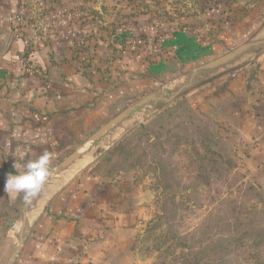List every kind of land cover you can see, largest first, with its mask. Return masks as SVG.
Here are the masks:
<instances>
[{"label": "rangeland", "instance_id": "obj_1", "mask_svg": "<svg viewBox=\"0 0 264 264\" xmlns=\"http://www.w3.org/2000/svg\"><path fill=\"white\" fill-rule=\"evenodd\" d=\"M263 12L261 0H0V28L22 40L27 52L69 44L82 72L88 70L91 47L105 50V76L123 55L151 50L161 56L157 50L180 38L188 20L205 34L231 31L230 43L215 37L219 44L215 50L195 42L194 48L189 45V51L181 54L185 64L179 73L153 86L150 94L170 83V88L176 86L197 67L251 40L264 25ZM179 46L182 52L184 47ZM259 57L250 54L237 71ZM191 93L162 108L151 106L147 119L86 168L99 161L104 177L134 173L139 185L151 191L150 204L135 212L136 264H264L260 174L242 162L237 142L227 141L226 132L193 107ZM125 105H116L87 138ZM63 150L68 151L49 164V171L73 151Z\"/></svg>", "mask_w": 264, "mask_h": 264}, {"label": "crops", "instance_id": "obj_2", "mask_svg": "<svg viewBox=\"0 0 264 264\" xmlns=\"http://www.w3.org/2000/svg\"><path fill=\"white\" fill-rule=\"evenodd\" d=\"M188 21L180 38L157 50L161 56L151 50L123 55L107 76L102 73L105 50L91 47L88 70L82 72L69 44L27 52L25 43L7 32L0 51V264L14 247L16 220L25 203L23 194L10 198L5 192L8 174L24 171L28 161L45 153L51 164L68 151L63 149L77 148L116 105L128 107L175 77L185 64L181 54L194 42L215 50V37L232 41L228 29L209 35ZM189 98L226 132L227 141L237 142L238 156L259 172L264 184V53L249 67L192 90ZM150 202L151 191L139 185L134 173L104 177L97 162L58 188L43 206L39 200L29 214L30 230L15 264H136L135 212Z\"/></svg>", "mask_w": 264, "mask_h": 264}, {"label": "water", "instance_id": "obj_3", "mask_svg": "<svg viewBox=\"0 0 264 264\" xmlns=\"http://www.w3.org/2000/svg\"><path fill=\"white\" fill-rule=\"evenodd\" d=\"M264 27V25H263ZM262 27V28H263ZM261 27L256 31L255 35L248 42L240 45L236 49L228 52L227 54L207 62L193 71L189 72L185 78L182 79L179 84L170 88L163 86L158 91H154L147 96L141 98L131 106L124 109L117 114L110 121L101 126L93 134H91L86 140H84L75 150H73L65 159H63L59 165L50 171L49 179L44 187L38 192L30 202L24 203L16 220L17 233L15 236L14 247L9 252L7 258L2 264H15L16 258L25 239L30 230V217L29 214L37 206L39 200L47 192L51 184L65 171H67L75 162L79 161L82 157L87 155L94 147L99 143H102L108 136H110L116 129H118L123 123L132 119L136 114H140L144 110H148L151 106L162 108L167 104L173 102L179 97L185 95L188 91L194 90L201 83H208L213 81L219 76L231 73L241 68L239 65L244 58H247L250 54L256 53L257 56H261L264 53V35L260 36ZM7 43V31L0 28V51L3 50L4 45ZM244 64V63H243ZM233 65V66H232ZM232 66L225 69L221 73L210 75L217 72L222 68ZM210 75V76H209ZM148 118V117H147ZM144 118L142 121H144ZM142 123V122H141ZM140 124V123H139ZM137 124V125H139ZM136 125V126H137ZM135 127V126H134ZM133 128V127H132ZM129 131V130H128ZM126 131L125 133H127ZM124 133V134H125Z\"/></svg>", "mask_w": 264, "mask_h": 264}, {"label": "clouds", "instance_id": "obj_4", "mask_svg": "<svg viewBox=\"0 0 264 264\" xmlns=\"http://www.w3.org/2000/svg\"><path fill=\"white\" fill-rule=\"evenodd\" d=\"M49 163L50 156L45 153L34 161H28L24 165V171L19 173L16 171V174L9 173L6 179L5 192L10 198L12 194H23L24 201L30 202L49 179ZM14 167L16 169V164Z\"/></svg>", "mask_w": 264, "mask_h": 264}, {"label": "bare ground", "instance_id": "obj_5", "mask_svg": "<svg viewBox=\"0 0 264 264\" xmlns=\"http://www.w3.org/2000/svg\"><path fill=\"white\" fill-rule=\"evenodd\" d=\"M263 35H264V30L261 32L260 36H263ZM151 113H152L151 109H149V110L142 111L140 114H136L132 119L123 123L110 136H108L104 141H102V143H99L96 147H94L87 155L82 157L79 161L75 162L67 171L61 174L54 181L50 190L46 192L44 196L42 197L41 206L44 205V203L52 196L53 193L56 192L58 188L62 187L77 173L85 169L90 163L97 160L106 150L108 151V149L115 143V141L121 136H123L126 131L130 130L132 127L136 126L137 124L143 122L142 120L144 118H147V116Z\"/></svg>", "mask_w": 264, "mask_h": 264}, {"label": "built area", "instance_id": "obj_6", "mask_svg": "<svg viewBox=\"0 0 264 264\" xmlns=\"http://www.w3.org/2000/svg\"><path fill=\"white\" fill-rule=\"evenodd\" d=\"M29 72H30L31 74H33V73H34V71H33V70H31V69L29 70Z\"/></svg>", "mask_w": 264, "mask_h": 264}, {"label": "trees", "instance_id": "obj_7", "mask_svg": "<svg viewBox=\"0 0 264 264\" xmlns=\"http://www.w3.org/2000/svg\"><path fill=\"white\" fill-rule=\"evenodd\" d=\"M99 162V161H98Z\"/></svg>", "mask_w": 264, "mask_h": 264}]
</instances>
